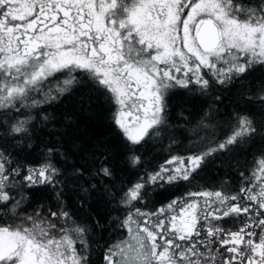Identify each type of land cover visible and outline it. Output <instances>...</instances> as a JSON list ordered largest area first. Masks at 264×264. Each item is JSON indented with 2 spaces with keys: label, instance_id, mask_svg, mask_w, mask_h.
<instances>
[{
  "label": "snow or ice",
  "instance_id": "snow-or-ice-1",
  "mask_svg": "<svg viewBox=\"0 0 264 264\" xmlns=\"http://www.w3.org/2000/svg\"><path fill=\"white\" fill-rule=\"evenodd\" d=\"M261 71L264 0H0V264H264V80L224 115L213 95ZM76 92L107 111L83 163L45 108ZM177 96L202 102L178 113L198 150L150 166Z\"/></svg>",
  "mask_w": 264,
  "mask_h": 264
},
{
  "label": "trees",
  "instance_id": "trees-1",
  "mask_svg": "<svg viewBox=\"0 0 264 264\" xmlns=\"http://www.w3.org/2000/svg\"><path fill=\"white\" fill-rule=\"evenodd\" d=\"M261 80H264V71L254 73L249 78V81L244 84L237 83L231 86L230 90H215L213 95H220L222 97V103L217 102L220 115H224L233 110L232 104L234 99L241 91H247L251 82L255 81L257 86H259ZM88 96L89 94L86 92H76L74 95L63 97L59 102L45 105L47 113L53 117L49 122V130L53 133V138H59L63 134L62 139L64 144L66 146L75 145L74 150L82 157L80 159L81 163L88 159L90 145L108 135L106 109L101 107L100 101H92L90 103ZM201 103L200 100H186L178 96L173 98L169 107V111L171 112L169 123L173 126L167 128L162 133L156 145L157 150L153 153L152 159L149 161L150 166L162 163L163 158L169 155L166 149L172 140L177 142L173 144L174 151L172 154H187L189 151L198 150L199 137L193 130L195 125L184 121L178 113L181 111V107L185 110V115L189 112L198 111ZM200 135H203V133ZM248 147L244 146L242 150L234 151L226 156L222 154L218 157L215 163L209 165L204 174L206 176V182L208 184L217 183L221 178L228 175L230 172L229 162L232 165V170H245L247 163L252 159V153H258L259 151L257 148H252V153H249L247 150ZM125 178L127 177L125 176ZM69 195L75 201V196L71 192V186ZM99 195V193L94 194L92 199L85 204L84 208L78 209V217L80 219L83 220L96 215L98 210L96 197ZM148 200L152 203H155L157 200L166 202L163 194L159 191L150 193ZM120 214L117 211H112V216ZM109 220H111V217H109ZM114 238H120L115 231L104 235L102 238L99 236L96 237V239L100 240V244L95 246L97 253L103 248L105 242L112 241ZM97 258L98 255H93V259Z\"/></svg>",
  "mask_w": 264,
  "mask_h": 264
}]
</instances>
